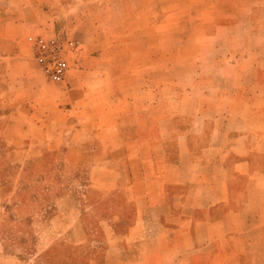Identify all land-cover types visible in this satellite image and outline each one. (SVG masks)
Returning <instances> with one entry per match:
<instances>
[{
	"label": "crops",
	"instance_id": "1",
	"mask_svg": "<svg viewBox=\"0 0 264 264\" xmlns=\"http://www.w3.org/2000/svg\"><path fill=\"white\" fill-rule=\"evenodd\" d=\"M262 32L264 0H0V219L7 173L63 157L115 199L97 264H264ZM30 37L78 45L63 83Z\"/></svg>",
	"mask_w": 264,
	"mask_h": 264
},
{
	"label": "rangeland",
	"instance_id": "2",
	"mask_svg": "<svg viewBox=\"0 0 264 264\" xmlns=\"http://www.w3.org/2000/svg\"><path fill=\"white\" fill-rule=\"evenodd\" d=\"M257 38L259 41L254 47L264 52V32ZM49 163L52 166H48L47 171H35L33 167L25 173L16 194L13 185L19 173H7L8 199L5 217L0 219V236L7 250L22 264H97L101 253L94 248L99 242L96 231L107 228V218L117 212L115 199L100 203V196L88 188L89 174L66 171L63 157H51ZM61 200L65 201L59 202ZM72 212L69 220L64 219ZM62 221L72 228L70 234L61 235ZM54 229L59 233L52 235ZM82 229L89 230L91 245H71L69 239L75 243L83 241ZM54 238L57 240L53 249L45 251L48 240L50 243Z\"/></svg>",
	"mask_w": 264,
	"mask_h": 264
},
{
	"label": "built area",
	"instance_id": "3",
	"mask_svg": "<svg viewBox=\"0 0 264 264\" xmlns=\"http://www.w3.org/2000/svg\"><path fill=\"white\" fill-rule=\"evenodd\" d=\"M32 59L43 77L54 84L63 83L70 70L69 56L77 50V44L72 40L58 37H30Z\"/></svg>",
	"mask_w": 264,
	"mask_h": 264
}]
</instances>
